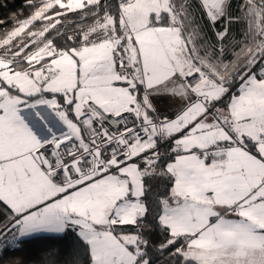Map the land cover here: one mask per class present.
Returning a JSON list of instances; mask_svg holds the SVG:
<instances>
[{"label": "snow or ice", "instance_id": "6c2138e0", "mask_svg": "<svg viewBox=\"0 0 264 264\" xmlns=\"http://www.w3.org/2000/svg\"><path fill=\"white\" fill-rule=\"evenodd\" d=\"M25 6L0 19V264H264V0Z\"/></svg>", "mask_w": 264, "mask_h": 264}, {"label": "trees", "instance_id": "16d2710c", "mask_svg": "<svg viewBox=\"0 0 264 264\" xmlns=\"http://www.w3.org/2000/svg\"><path fill=\"white\" fill-rule=\"evenodd\" d=\"M26 0H0V19H6L10 14L19 13V19H24L29 14V9L25 6ZM76 17L70 16L69 20H74ZM87 24L84 25L86 27ZM12 23L9 22L4 28H11ZM71 28V24L69 25ZM240 25H233L234 31L238 29ZM47 242L43 241H31L26 244L25 251L33 260H40L43 257L44 249Z\"/></svg>", "mask_w": 264, "mask_h": 264}, {"label": "built area", "instance_id": "2783aa9c", "mask_svg": "<svg viewBox=\"0 0 264 264\" xmlns=\"http://www.w3.org/2000/svg\"><path fill=\"white\" fill-rule=\"evenodd\" d=\"M157 107H158V108H163L164 106L161 105V104H157ZM173 110H174V109H167L166 111H167L168 114H171V111H173ZM108 125H109V127H114L112 121H109V122H108Z\"/></svg>", "mask_w": 264, "mask_h": 264}]
</instances>
